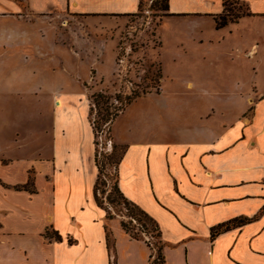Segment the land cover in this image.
<instances>
[{
	"label": "crops",
	"instance_id": "1",
	"mask_svg": "<svg viewBox=\"0 0 264 264\" xmlns=\"http://www.w3.org/2000/svg\"><path fill=\"white\" fill-rule=\"evenodd\" d=\"M224 1L168 0L169 13L215 24ZM234 1L247 3L243 23L255 28L264 23V0ZM139 2L0 0V45L6 43L1 30L8 23V29L42 24L48 33L42 36L46 48L41 54L47 61L59 60L70 78L51 93L48 157L34 159L31 149L14 152L0 145V264H151L153 250L147 243L108 218L95 199L98 168L84 90L90 79L87 74L83 79L84 48L76 33L92 35L105 20L133 15ZM63 15L80 21H56ZM235 26L214 28L233 35ZM253 44L257 49L259 43ZM109 51L90 56H106L110 62ZM67 61L73 63L66 70L62 62ZM108 67L95 74L111 73ZM76 84L85 93L79 103L67 95ZM253 86L263 94L253 104L251 119L217 134L197 130L163 141L156 131L132 126L121 135L115 130L125 144L117 165L118 187L156 222L164 264H264V88ZM241 218L247 221L212 237L216 226Z\"/></svg>",
	"mask_w": 264,
	"mask_h": 264
},
{
	"label": "rangeland",
	"instance_id": "2",
	"mask_svg": "<svg viewBox=\"0 0 264 264\" xmlns=\"http://www.w3.org/2000/svg\"><path fill=\"white\" fill-rule=\"evenodd\" d=\"M165 4L142 0L137 13L105 20L99 25L102 28L91 30L92 35L76 32L84 48L81 72L83 79H90L84 90L96 127L97 203L108 218L147 243L153 250L151 264L161 247L159 231L116 189L125 144L117 140L115 130L121 135L132 126L140 132L156 131L163 141L179 140L197 130L217 134L222 127L248 122L254 102L263 94L253 85L264 88V23L255 28L241 21L249 14L247 3L230 0L223 13L227 24L239 27L230 29L233 35L216 31L212 20L171 15ZM65 19L72 24L80 21L64 15L56 21ZM9 26L1 30L6 43L0 45V145L14 152L28 148L34 159L46 158L55 102L51 93L70 78L59 60L47 61L41 54L46 48L42 38L48 33L46 27ZM107 49L110 62L106 56L100 60L90 56ZM72 63L62 62V66L67 70ZM102 66L111 73L95 74ZM72 88L67 95L79 103L85 93L77 84ZM96 94L103 95L99 103ZM127 95L132 100L125 105ZM107 110L113 117L105 122L102 116Z\"/></svg>",
	"mask_w": 264,
	"mask_h": 264
},
{
	"label": "trees",
	"instance_id": "3",
	"mask_svg": "<svg viewBox=\"0 0 264 264\" xmlns=\"http://www.w3.org/2000/svg\"><path fill=\"white\" fill-rule=\"evenodd\" d=\"M163 1L166 2V4L164 5V6H165V10H167V11L169 12L168 0H163ZM228 3H229V0H225V1L223 2V7H224V8H223V13H224V11H225L226 8H227ZM141 5H142V0H140V2H139V10L141 9ZM223 13L220 14L219 16L215 17V25H216L215 27H216L217 29H219V28H221V27H223V26H225V25L227 24V19H225ZM169 14H170V13H169ZM171 15H172V14H171ZM102 97H103V95H100V94H96V95H95V98L97 99V102H98V99L101 100ZM131 100H132V97H130L129 95H127L126 98H125V101H126L125 105L128 104V103H130ZM98 103H99V102H98ZM115 114H116V113H115ZM102 117H103L102 119H103L105 122H107L108 120H112L111 117H113V116H112V114L109 113L108 110H107L106 113H105ZM91 124L93 125V126H92V127H93V131L95 132L96 127H95V125H94L93 122H91ZM94 134H95V133H94ZM124 150H125V147L123 148V151H122V153H121V155H120V157H119V160L121 159V157H122V155H123V153H124ZM119 160H118V163H119ZM95 163H96V159H95ZM97 168H98V167H97ZM98 172H99V171H98ZM97 180H98V178H97ZM96 183H97V181H96ZM96 183H95V186H96ZM116 183H117V182H116ZM116 189H117V191L120 192V194L123 196V194L121 193V191H120V189H119V187H118V184H117V188H116ZM94 195H95V199H96V201H97L96 194L94 193ZM123 198H124L127 202H129L124 196H123ZM129 203H130L133 207H136L141 215L145 216L146 218H148L149 220L153 221V222L156 224V222H155L151 217H149V216H148L143 210H141L138 206H136L135 204H133V203H131V202H129ZM97 204H98V203H97ZM245 221H247V219H245V218H241V219H239V220H233V221H229V222H226V223L220 224V225L216 226V227L212 230V237H214L216 234L220 233L221 231H224V230L229 229V227L231 226V224H235V223H245ZM156 227H157V229H158L157 224H156ZM158 231H159V229H158ZM159 236H160V233H159ZM53 237H54L55 239H61L60 235H58V234H54ZM132 237H133V238H136L135 236H132ZM157 260H159L161 264H164V258H163V255H162V253H161V247L158 248V251H157V258L154 259L153 263H154V264H157V263H156Z\"/></svg>",
	"mask_w": 264,
	"mask_h": 264
},
{
	"label": "bare ground",
	"instance_id": "4",
	"mask_svg": "<svg viewBox=\"0 0 264 264\" xmlns=\"http://www.w3.org/2000/svg\"><path fill=\"white\" fill-rule=\"evenodd\" d=\"M57 104L59 105V104H60V102L58 101V102H57Z\"/></svg>",
	"mask_w": 264,
	"mask_h": 264
}]
</instances>
